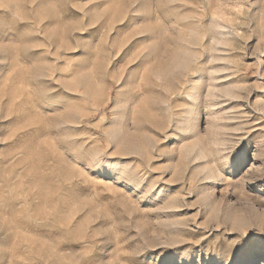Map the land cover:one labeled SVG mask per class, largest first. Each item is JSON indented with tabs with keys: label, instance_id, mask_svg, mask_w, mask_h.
<instances>
[{
	"label": "rangeland",
	"instance_id": "rangeland-1",
	"mask_svg": "<svg viewBox=\"0 0 264 264\" xmlns=\"http://www.w3.org/2000/svg\"><path fill=\"white\" fill-rule=\"evenodd\" d=\"M0 264H264V0H0Z\"/></svg>",
	"mask_w": 264,
	"mask_h": 264
},
{
	"label": "snow or ice",
	"instance_id": "snow-or-ice-1",
	"mask_svg": "<svg viewBox=\"0 0 264 264\" xmlns=\"http://www.w3.org/2000/svg\"><path fill=\"white\" fill-rule=\"evenodd\" d=\"M247 234H248V233L244 234V236L247 235ZM238 242H239V240H238Z\"/></svg>",
	"mask_w": 264,
	"mask_h": 264
}]
</instances>
